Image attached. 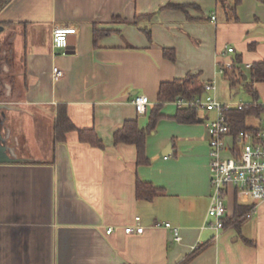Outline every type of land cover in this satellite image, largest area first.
I'll return each instance as SVG.
<instances>
[{
	"label": "crops",
	"instance_id": "1",
	"mask_svg": "<svg viewBox=\"0 0 264 264\" xmlns=\"http://www.w3.org/2000/svg\"><path fill=\"white\" fill-rule=\"evenodd\" d=\"M57 26L77 28L69 37L73 53L54 50ZM95 27L110 31L95 42ZM8 43L13 54L1 59ZM166 47L175 50V59L165 55ZM236 57L247 72V63L264 61V0L3 5L0 105L7 116L8 157L0 160V264H181L196 243L201 248L182 264H264V204L245 217L248 204L237 202L247 207L241 220L218 236L203 227L212 192L207 125L214 111L200 109L197 122L182 123L172 117L176 103L166 102L165 116L147 136V165L138 164L135 145L115 144L113 138L126 119L146 127L161 83L190 73L203 84L214 81L217 99L233 102L232 80L218 66ZM54 66L63 71L58 79ZM249 81H237L249 94L244 102L264 103V81L253 83L252 91ZM140 94L150 100L144 113L133 102ZM61 108L77 128H94L104 148L80 141L77 130L58 140L54 125ZM22 114L29 119L26 134L37 145L32 157L11 142ZM138 178L160 189L153 199L137 197ZM230 201L233 216L236 202ZM137 216L144 232L126 233ZM165 222L180 227L181 242Z\"/></svg>",
	"mask_w": 264,
	"mask_h": 264
},
{
	"label": "built area",
	"instance_id": "2",
	"mask_svg": "<svg viewBox=\"0 0 264 264\" xmlns=\"http://www.w3.org/2000/svg\"><path fill=\"white\" fill-rule=\"evenodd\" d=\"M216 19V14L212 15ZM76 27L57 26L52 31V46L56 52H65L70 45L69 37L76 34ZM227 51L233 53L235 48L230 46ZM252 63H247V69L252 68ZM240 66L233 59L222 62L218 66L219 73L226 75L227 71ZM243 68V67H242ZM54 78L58 79L63 71L58 67L53 68ZM230 78V77H228ZM232 80V79H231ZM204 93L192 98H177L174 100L178 108L197 106L206 111H214L215 117L208 121L209 141V176L212 188L211 200L208 208L204 228L215 230L218 236L226 226L229 216V200L232 196L234 202L247 203L248 210L245 217H251L260 204H264V108L258 112V124L246 126L234 132L229 112L233 109H244L248 106L264 107L258 100L251 102H225L217 99L214 94L216 83L214 81L203 84ZM137 110L146 112L150 103L145 94L137 95L133 100ZM136 224L126 225V233H142L145 227L140 223V216ZM156 225H161L157 223ZM164 227L170 229L177 242L183 240L180 227L171 222H165ZM113 230L110 227L107 232ZM201 247L200 243L191 246L195 251Z\"/></svg>",
	"mask_w": 264,
	"mask_h": 264
},
{
	"label": "trees",
	"instance_id": "3",
	"mask_svg": "<svg viewBox=\"0 0 264 264\" xmlns=\"http://www.w3.org/2000/svg\"><path fill=\"white\" fill-rule=\"evenodd\" d=\"M10 0L4 2L6 4ZM240 1V0H237ZM171 7H182L180 4H169ZM139 16L133 21L136 23ZM114 19H121L120 16H115ZM149 37H151V31L148 28H143ZM109 29H98L94 28V38L95 42L99 36L108 33ZM9 44V43H8ZM10 45V44H9ZM7 53L1 59H9L12 56V46L6 48ZM165 55L171 59H175V50L170 47L164 49ZM236 62H241L239 57L233 59ZM0 70L2 68L0 67ZM245 71L242 66H238L233 70L227 71L226 76L232 79V84L235 85L236 82L244 81L250 77V81L247 83V88L249 91L253 90V83L257 81H264V61L253 63L252 68ZM3 71V70H2ZM247 77V78H246ZM246 78V79H245ZM1 84V83H0ZM204 92L203 82L198 79L197 74H187L182 78H175L171 81H164L161 83L158 99L156 104L152 107L149 113V122L146 127H141L137 119H126L123 125L118 128L113 135L114 143H129L133 144L137 150V162L139 165H147L151 162L150 157L147 155V136L155 129L157 122L163 118L165 115L162 113V108L164 104L168 101H174L177 98H192L195 95H201ZM3 92H0V97ZM264 107H253L248 106L244 109H233L229 112V116L232 122V130L237 132L238 130L245 128V119L248 114L254 111H261ZM200 108L197 106H187L182 108H177L174 116L178 122L182 123H192L197 122L200 118L199 115ZM56 137L58 140H65V135L68 131L77 130L79 134L80 141L88 142L92 145L104 148L105 143L98 136L94 128H77L75 124L70 119L67 111L64 108L59 110L58 116L55 120L54 125ZM137 197L141 199H153L159 192V188L149 181H143L140 178L137 179L136 186ZM247 208V207H246ZM245 207L235 206V214L226 218V225L229 223H236L241 220L242 211L246 209ZM201 248V247H200ZM199 248V249H200ZM198 249V250H199ZM198 250L192 251L182 263L188 261ZM181 263V264H182Z\"/></svg>",
	"mask_w": 264,
	"mask_h": 264
},
{
	"label": "rangeland",
	"instance_id": "4",
	"mask_svg": "<svg viewBox=\"0 0 264 264\" xmlns=\"http://www.w3.org/2000/svg\"><path fill=\"white\" fill-rule=\"evenodd\" d=\"M228 84H229V90H231V93H232L233 97L235 98L234 102H241V101H245V100L249 99V94L247 93V90L244 88V86L241 83L236 82L235 85H230V82H228ZM231 84H232V82H231ZM35 118L38 121L40 120L37 116ZM259 119H260V117L250 114L246 118V125L251 126V125L257 124L259 122ZM28 120H29L28 115L22 114L21 118H19V120H18V123H17L18 125L16 126L17 130L14 131V134L12 135L11 142L19 149V151L21 153H27V155L32 157V156H34L33 153L36 152L35 147L37 145H36V142L33 139H32L33 141L30 140L31 138H29L26 134V131H25L26 125L25 124L27 123ZM15 133H16L18 138H16ZM231 200L234 201L233 196H232ZM229 202H231V201L229 200Z\"/></svg>",
	"mask_w": 264,
	"mask_h": 264
},
{
	"label": "flooded vegetation",
	"instance_id": "5",
	"mask_svg": "<svg viewBox=\"0 0 264 264\" xmlns=\"http://www.w3.org/2000/svg\"><path fill=\"white\" fill-rule=\"evenodd\" d=\"M8 0H0V9L4 4V2H6ZM8 3V2H7ZM1 104V103H0ZM6 120H7V116H6V113H5V109L2 107H0V139L3 143V146L6 147L5 151L8 149V140H7V134L6 131H3V128L6 124Z\"/></svg>",
	"mask_w": 264,
	"mask_h": 264
},
{
	"label": "water",
	"instance_id": "6",
	"mask_svg": "<svg viewBox=\"0 0 264 264\" xmlns=\"http://www.w3.org/2000/svg\"><path fill=\"white\" fill-rule=\"evenodd\" d=\"M72 35H73V34H72ZM74 51H75V46H71V45H69L68 48H67V50H66V53H73ZM0 107H1V105H0ZM0 136H1V135H0ZM170 147H171V144H169V145L166 147L165 152L168 151V150L170 149ZM5 149H6V147L3 146V143H2V141H1V139H0V160H4L6 157H8V156H6V151H5ZM8 159H10V158H8Z\"/></svg>",
	"mask_w": 264,
	"mask_h": 264
}]
</instances>
